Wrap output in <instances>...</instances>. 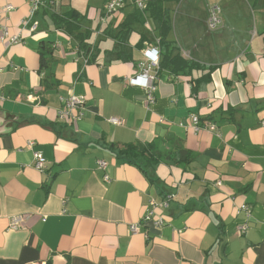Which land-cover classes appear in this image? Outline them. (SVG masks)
<instances>
[{"label":"crops","instance_id":"obj_1","mask_svg":"<svg viewBox=\"0 0 264 264\" xmlns=\"http://www.w3.org/2000/svg\"><path fill=\"white\" fill-rule=\"evenodd\" d=\"M107 2L0 0V264H264V0ZM164 42L194 66L151 70L149 102L128 79ZM148 144L161 160L141 169L117 155ZM150 202L160 227L142 221Z\"/></svg>","mask_w":264,"mask_h":264},{"label":"built area","instance_id":"obj_2","mask_svg":"<svg viewBox=\"0 0 264 264\" xmlns=\"http://www.w3.org/2000/svg\"><path fill=\"white\" fill-rule=\"evenodd\" d=\"M43 0H34V9L33 13L37 10V5L39 3H42ZM132 4L135 6L136 9L138 10H143L146 5V0H108L105 6V13L106 14H114L119 11H121L126 5ZM10 7H6V11H8ZM221 19H220V11L217 7H212L210 10V16L207 21V28L210 32H213L217 30L221 26ZM36 26H33V31H35ZM2 39H7V32L6 29H3V33L1 34ZM10 42L15 43L17 40L15 38H10ZM144 56L146 57L145 62L140 63L139 69H140V74L137 75L134 78L128 79V84L132 86H139L143 88L146 91L147 95V100L149 102L153 101L151 93L154 91V79L153 77L150 76V71L153 69H156L158 67L159 63V50L156 47H152L149 49H146L144 52ZM84 102L83 98H71L69 101L70 107H73L75 105H82ZM68 113L65 112L62 114V117L67 116ZM78 119V118H77ZM110 121L114 124L117 123L115 119H110ZM193 128L195 131H199V119L196 116H192L190 119ZM264 125V122L262 123ZM212 129V126H210ZM32 144V143H30ZM34 160H35V167L37 169H42L44 166V158L41 157L37 152L34 153ZM101 167H104L102 163H99ZM107 179V177H105ZM150 207L151 209L147 210V213L145 216H143L142 221L143 222H151L154 227H160L162 226L163 220L155 214L156 209L158 208V205L154 202H150ZM19 220L18 218L12 219V226L15 228H18L19 225ZM131 231H136L137 227L131 226L130 227ZM240 233H242L245 228H239L238 229Z\"/></svg>","mask_w":264,"mask_h":264},{"label":"trees","instance_id":"obj_3","mask_svg":"<svg viewBox=\"0 0 264 264\" xmlns=\"http://www.w3.org/2000/svg\"><path fill=\"white\" fill-rule=\"evenodd\" d=\"M148 6L149 5L146 4L144 9L146 10ZM71 17L57 18L56 19V23L58 26L57 28L60 31L65 32L70 37V39L76 42V49L78 53L87 54V50L89 49L90 46H93L92 48L94 51L95 45H91L88 43V41L91 38V34L87 31L82 32L79 26V21L76 20L75 18L72 19ZM52 18H54V16H52ZM125 39H126L125 36L120 38L119 43L124 42L123 40ZM162 41L165 40L161 39V42ZM163 46L165 48V51L162 53L163 58L159 60L158 67L155 69L156 71H160L162 69L168 68L170 64H173L174 67V65H176L177 63L182 67V69L190 70L191 68H193L194 64L192 63L190 64L189 62L184 61L180 57L178 48L175 45H173V43L164 42ZM53 49L54 47L50 46L49 43H41L39 45L37 51L40 58V70L46 69L47 65L51 63L53 58L52 57ZM129 57L130 56L128 55V57L126 56L124 59H129ZM42 86L49 88L47 86V82L43 83L42 81ZM117 155L119 158L123 159L124 162L128 164H132L140 169L142 168L141 164L143 163H145V165H151V163L158 162L161 160V156L159 152L156 151L153 144L146 145L143 150H138L135 146L129 145L124 148L118 149ZM187 155H189V153H187Z\"/></svg>","mask_w":264,"mask_h":264}]
</instances>
